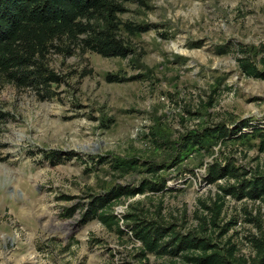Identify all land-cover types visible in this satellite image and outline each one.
Here are the masks:
<instances>
[{
	"label": "rangeland",
	"instance_id": "obj_1",
	"mask_svg": "<svg viewBox=\"0 0 264 264\" xmlns=\"http://www.w3.org/2000/svg\"><path fill=\"white\" fill-rule=\"evenodd\" d=\"M123 7L114 33L131 49L126 57L84 48L78 35L36 57L57 82L17 85L0 75V264H140V242L124 223L117 232L82 219L93 197L143 181L165 186L120 196L117 216L209 234L235 246L237 264H258L264 203L226 195L221 188L234 179L206 183L205 175L213 163L264 174L258 132L220 138L213 129L264 123V79L244 75L236 59L239 48L264 57V0ZM49 151L58 161L44 157ZM174 260L189 264L147 254V264Z\"/></svg>",
	"mask_w": 264,
	"mask_h": 264
},
{
	"label": "trees",
	"instance_id": "obj_2",
	"mask_svg": "<svg viewBox=\"0 0 264 264\" xmlns=\"http://www.w3.org/2000/svg\"><path fill=\"white\" fill-rule=\"evenodd\" d=\"M126 1L128 0H0V75L17 85L42 84L47 87L49 83L57 82L58 77L52 72L46 73L36 57H44L48 48L55 46V40H73L78 35H84L80 39L84 48L104 57H126L131 49L114 33L117 28L116 13L124 11L123 3ZM98 20L102 21L103 26L96 25ZM144 29L146 28L137 26L132 31ZM238 53L240 55L236 59L241 72L248 77L264 79V57L254 60L245 48H239ZM105 79L110 82L116 77L107 74ZM244 127H249L251 131H242ZM213 129L220 138H240L258 132L259 149L264 151V123L250 125L247 119H243L235 125L230 124V127L222 125ZM57 156V151L45 152L44 155L53 163ZM229 166L217 163L209 165L205 175L206 183H212L218 178H232L234 184L221 188L226 195L264 203V174L246 177L247 171L239 174V169ZM164 186V183L158 185L143 181L136 187H120L114 192L97 195L85 205L82 222L97 219L117 232H123L120 222L124 223L129 227L131 237L140 242V246L136 248L140 264H147L149 253L156 256L168 254L189 264H237L233 244L228 247L219 246L212 242L209 234L197 236L178 233L174 232L171 225L163 226L134 213H125L119 217L112 210V202L122 195L134 196L145 190L159 191ZM215 211L217 214L218 209ZM204 226L201 227L203 231L206 230ZM225 231L226 228L220 235ZM253 243L263 253L258 264H264V237L255 238ZM174 263L175 260L164 264Z\"/></svg>",
	"mask_w": 264,
	"mask_h": 264
}]
</instances>
